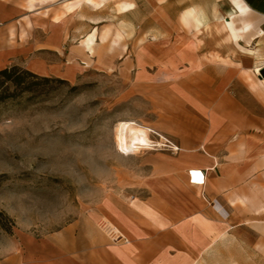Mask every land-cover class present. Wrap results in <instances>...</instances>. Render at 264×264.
I'll use <instances>...</instances> for the list:
<instances>
[{
  "label": "crops",
  "instance_id": "obj_1",
  "mask_svg": "<svg viewBox=\"0 0 264 264\" xmlns=\"http://www.w3.org/2000/svg\"><path fill=\"white\" fill-rule=\"evenodd\" d=\"M14 2L0 0V69L70 81L84 52L101 72L116 50L124 61L137 51L135 88L152 94L154 132L173 149L153 158L168 192L112 197L103 213L29 246L24 263L264 264V77L256 73L264 67V0H35L20 10ZM66 2L71 11L55 21ZM190 11L202 19L200 31ZM17 16L31 23L14 42L3 26ZM103 29L110 35L101 40ZM114 33L122 37L110 42ZM38 49L43 58L63 49L60 64L43 72L17 61ZM190 169L203 170V185L189 183ZM103 218L115 236L96 228Z\"/></svg>",
  "mask_w": 264,
  "mask_h": 264
},
{
  "label": "rangeland",
  "instance_id": "obj_2",
  "mask_svg": "<svg viewBox=\"0 0 264 264\" xmlns=\"http://www.w3.org/2000/svg\"><path fill=\"white\" fill-rule=\"evenodd\" d=\"M34 2L15 0L12 5L32 9ZM70 9L67 4L64 11H55L53 19L60 20ZM30 23L27 16L12 17L3 33L15 42L17 31L24 38ZM109 35L103 29L101 40ZM120 37L114 33L110 42ZM153 37L145 35V40ZM63 52L49 49L43 58L38 49L17 61L44 72V66L60 64ZM87 53L74 61L81 72L70 81L25 76L22 87L37 83L31 91L0 83V93L9 94L0 101V264H25L29 246L36 249L42 239L68 224L103 213L112 197L130 201L170 189L154 172L155 155L171 151L166 137L154 132L151 93L146 98L135 88L137 51L125 53L124 61L122 50H116L114 65L101 72L93 68V57ZM261 68L256 69L257 75ZM153 91L150 87L149 92ZM118 121L147 127L150 132L145 137L156 145L118 150L114 141ZM1 222L11 227L9 232ZM96 228L106 234L118 232L107 218ZM114 232L110 235L115 236Z\"/></svg>",
  "mask_w": 264,
  "mask_h": 264
},
{
  "label": "bare ground",
  "instance_id": "obj_3",
  "mask_svg": "<svg viewBox=\"0 0 264 264\" xmlns=\"http://www.w3.org/2000/svg\"><path fill=\"white\" fill-rule=\"evenodd\" d=\"M188 13L193 16L192 19L194 21L195 29H197V31H200V28H201L200 26H202V19L194 11H190ZM185 20L187 21L186 17H185ZM259 73H260V70H259ZM146 132L148 133L150 132V130L147 127H143V126L136 124V122L118 121L114 128V141L116 144V148L118 150L126 151L128 149L138 148L141 146L156 145L152 140L145 137ZM193 175H194V181H195L194 183L201 184L204 182V177L202 176L201 172H193ZM112 228L114 229V227Z\"/></svg>",
  "mask_w": 264,
  "mask_h": 264
},
{
  "label": "trees",
  "instance_id": "obj_4",
  "mask_svg": "<svg viewBox=\"0 0 264 264\" xmlns=\"http://www.w3.org/2000/svg\"><path fill=\"white\" fill-rule=\"evenodd\" d=\"M25 76H30L32 78H36L40 80H48V79L54 78L58 81H67L65 79L53 77V76H41L19 65H9V66H5L0 69V83H3L4 81L9 82L15 88H20V90L22 91L24 90L31 91L33 88V85L37 83L29 82L26 86L22 87V85L25 83ZM8 96L9 94L6 93V91H3V93H0V101L7 98ZM1 225L6 231L8 232L10 231L11 227H9L8 225L2 222H1Z\"/></svg>",
  "mask_w": 264,
  "mask_h": 264
},
{
  "label": "built area",
  "instance_id": "obj_5",
  "mask_svg": "<svg viewBox=\"0 0 264 264\" xmlns=\"http://www.w3.org/2000/svg\"><path fill=\"white\" fill-rule=\"evenodd\" d=\"M167 144L168 145H170V143H168L167 142ZM166 148H168V149H171V148H169V147H166ZM172 150V149H171ZM193 172H202V176L204 177V173H203V170L202 169H198V170H196V169H190V170H188V180H189V183H191V184H196V183H194L195 181H194V175H193ZM204 183V182H203ZM203 183H201V184H196V185H203ZM110 232H114V231H112V230H109Z\"/></svg>",
  "mask_w": 264,
  "mask_h": 264
},
{
  "label": "water",
  "instance_id": "obj_6",
  "mask_svg": "<svg viewBox=\"0 0 264 264\" xmlns=\"http://www.w3.org/2000/svg\"><path fill=\"white\" fill-rule=\"evenodd\" d=\"M259 77H264V67L260 69Z\"/></svg>",
  "mask_w": 264,
  "mask_h": 264
}]
</instances>
